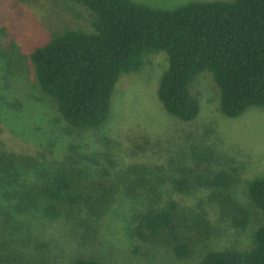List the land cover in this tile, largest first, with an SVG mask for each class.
Here are the masks:
<instances>
[{
	"label": "trees",
	"instance_id": "obj_1",
	"mask_svg": "<svg viewBox=\"0 0 264 264\" xmlns=\"http://www.w3.org/2000/svg\"><path fill=\"white\" fill-rule=\"evenodd\" d=\"M4 1L19 10L26 0ZM70 1L89 11L88 24L54 30L46 42L30 51L28 68L12 45L0 44V59L9 67L5 70L16 74L23 67L29 70L35 87L55 107L64 131L101 128L120 75L138 73L161 53L167 65L156 94L164 110L176 119L192 122L198 117L200 102L191 86L203 72L211 75L218 88L223 116L234 118L250 109H264V0L192 1L173 9L134 0ZM215 156L202 143L166 164L123 165V159H113L107 152L84 154L71 144L60 159L39 168L31 157L1 154L0 224L7 228L0 229V264L26 262L22 259L26 253L18 252L10 238L14 232L10 224L17 220L14 214L23 217L33 208L45 218L60 219L74 232L81 226L91 227L119 196L140 205L132 234L142 240H162L180 260L264 264V172L247 182V196L262 214L261 222L253 226L245 207L219 196L239 178V171L236 166L218 168ZM28 171L36 180L24 184L21 175ZM200 190L210 194L199 199V211L188 230H183L178 224L180 202ZM205 199L218 209L209 210ZM209 211L216 215L214 221ZM223 219L234 229L225 241L234 238L239 245L206 249L213 235H224V225L218 222ZM5 232L9 238L3 236ZM243 235L246 243L241 241ZM48 245L47 241L36 243L41 256L45 257ZM69 264L111 263L81 256Z\"/></svg>",
	"mask_w": 264,
	"mask_h": 264
},
{
	"label": "rangeland",
	"instance_id": "obj_2",
	"mask_svg": "<svg viewBox=\"0 0 264 264\" xmlns=\"http://www.w3.org/2000/svg\"><path fill=\"white\" fill-rule=\"evenodd\" d=\"M134 1L173 9L187 2L213 0ZM89 17L83 5L70 0H26L19 10L0 0V27H4L0 44L12 45L27 62L30 51L46 42L54 30L85 27ZM161 54L152 56L138 73L120 75L112 92L109 116L101 128L73 134L63 130V121L35 87L29 70L23 67L19 74L10 73L0 59V155L31 157L42 168L52 165L53 160L65 155L69 145L75 144L80 153L104 151L113 159H123V165L166 164L183 153L189 154L191 146L203 143L216 154L213 163L218 168L236 166L239 171V178L219 196L226 197L231 205L245 207L251 224H259L262 214L247 196V182L264 172V109H250L234 118L223 116L219 111L218 88L211 75L203 72L191 86V93L200 102L198 117L192 122L176 119L164 110L156 94L167 65L166 55ZM20 180L29 184L36 180V175L28 171ZM209 194L210 190H200L180 202L178 224L183 230H188L190 220L199 211L196 210L199 199L208 198ZM205 200L210 204L209 210L218 209ZM140 209L136 200L119 196L91 227L81 226L73 232L60 219L45 218L31 208L23 217L14 214L16 224H10L14 232L6 231L16 242L18 252L26 253L22 258L26 262L21 260V264H69L81 256L111 264H193L194 261L176 258L162 240H142L132 234ZM209 212L214 221L216 215ZM225 220L218 221L224 225V235H213L206 242V249L239 245L232 237L225 241L224 237L234 230ZM2 227L7 228L0 224ZM8 232L3 236L9 238ZM42 241L49 243L45 257L41 256V248H36V243ZM241 241L246 243L245 235Z\"/></svg>",
	"mask_w": 264,
	"mask_h": 264
}]
</instances>
